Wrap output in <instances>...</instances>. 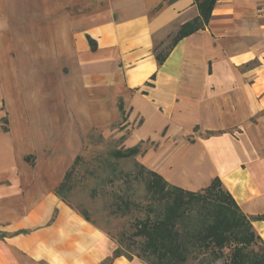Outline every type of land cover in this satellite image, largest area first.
<instances>
[{
    "label": "crops",
    "instance_id": "crops-1",
    "mask_svg": "<svg viewBox=\"0 0 264 264\" xmlns=\"http://www.w3.org/2000/svg\"><path fill=\"white\" fill-rule=\"evenodd\" d=\"M55 1L0 0V121L21 117L0 126V264H101L116 248L57 196L58 170L29 172L22 156L31 147L16 150L33 139L16 56L23 4L46 6L51 56L76 61L87 86L114 87L127 122L139 118L126 141L148 143L141 165L188 191L218 177L247 217L264 212V0H217L207 25L179 39L161 64L155 41L198 14L194 0H107L60 28ZM251 223L264 243V220ZM108 264L149 263L119 255Z\"/></svg>",
    "mask_w": 264,
    "mask_h": 264
},
{
    "label": "rangeland",
    "instance_id": "rangeland-1",
    "mask_svg": "<svg viewBox=\"0 0 264 264\" xmlns=\"http://www.w3.org/2000/svg\"><path fill=\"white\" fill-rule=\"evenodd\" d=\"M100 2L102 7L108 5L107 0H56L53 27L80 23L101 7ZM39 7L42 6L37 3L21 6L22 20L15 37L23 89L27 91V121L33 135L30 144L16 142V150L31 147L22 156L27 171L41 173L50 167L58 170L61 176L55 184L56 194L59 188L57 196L109 235L123 254L147 259L141 251L143 237L133 235L134 223L164 211L162 198L149 191L147 171L139 162V153L148 143L139 144L140 152L127 158L113 154L129 147L126 139L139 124V118L127 122V106L124 111L118 109L119 97L114 87L85 85L76 61L63 57L61 51L53 56L46 51L50 42L47 28L51 25H46L49 19L41 18L45 17L46 6L42 10ZM35 8V12H30ZM174 35L156 40L155 52H165ZM19 118L8 117V121H0V126L19 122ZM51 159L53 164L48 163ZM69 169L70 177L64 181ZM188 213L196 215L194 209ZM227 260L228 248L220 258L201 248L193 250L184 264H222Z\"/></svg>",
    "mask_w": 264,
    "mask_h": 264
},
{
    "label": "trees",
    "instance_id": "trees-1",
    "mask_svg": "<svg viewBox=\"0 0 264 264\" xmlns=\"http://www.w3.org/2000/svg\"><path fill=\"white\" fill-rule=\"evenodd\" d=\"M164 1L171 4L175 0ZM216 1L194 0L198 14L180 25L165 52H155L158 64L164 61L179 39L207 25ZM2 120L6 119L3 117ZM211 134L213 132L207 133ZM139 152V145H135L125 150L117 149L113 154L117 158H127ZM141 166L147 171L149 191L156 198H162L164 211L135 221L133 235L143 237L141 251L147 259L140 255L136 257L147 262L153 256L151 263L147 262L149 264H184L195 249H207L215 258H220L224 249L228 248V260L222 264H264V243L251 223L253 219L264 220V212L247 217L218 177L213 178L205 188L188 191L168 184L157 173ZM70 171L65 172L64 181L70 177ZM190 209H194V217L193 214L189 216ZM149 211L154 210L149 208ZM119 255L125 254L117 247L112 256L101 264H108ZM125 256L130 259L133 255Z\"/></svg>",
    "mask_w": 264,
    "mask_h": 264
}]
</instances>
